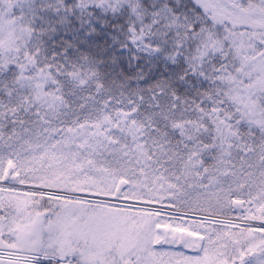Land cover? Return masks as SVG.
I'll return each instance as SVG.
<instances>
[{"label": "snow or ice", "instance_id": "snow-or-ice-1", "mask_svg": "<svg viewBox=\"0 0 264 264\" xmlns=\"http://www.w3.org/2000/svg\"><path fill=\"white\" fill-rule=\"evenodd\" d=\"M0 264H264V0H0Z\"/></svg>", "mask_w": 264, "mask_h": 264}]
</instances>
